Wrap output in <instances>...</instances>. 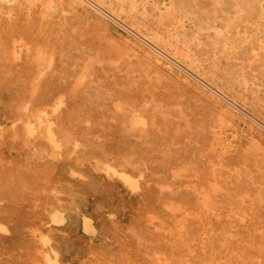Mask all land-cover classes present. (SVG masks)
Instances as JSON below:
<instances>
[{"label":"rangeland","instance_id":"1","mask_svg":"<svg viewBox=\"0 0 264 264\" xmlns=\"http://www.w3.org/2000/svg\"><path fill=\"white\" fill-rule=\"evenodd\" d=\"M90 1L8 0V3L0 0V264H48V258L53 264H159L165 258L169 259L162 263L176 264L178 258L173 254L177 253L179 264L185 261V264H219V261L220 264H264V114H261L264 98L259 96L264 97V92H260L264 91V79H261L264 78V59H261V55L264 58V37H259L255 29L260 24L264 30V17L262 21L253 18L257 24L243 21V16L237 17V9L227 5L223 19L234 15L225 23L229 20L238 26L230 23L234 27L231 36L234 33L233 38H238H234L235 46L239 44L233 47L231 39L227 46L215 44L211 29L200 30L199 35L188 12L180 15L177 23L159 22L160 18L155 16L161 17L159 11L149 8L154 17L147 12L148 19H134L141 20L135 21L140 29L125 11L117 10L116 21ZM210 1L206 0L207 6L213 10L218 3ZM262 3L264 8V0ZM217 10L219 13L220 7ZM235 17L242 18L239 22L243 24ZM141 22L152 27L144 25L145 28ZM131 27L141 30L142 35L132 32ZM244 27L246 31L251 28L254 31L247 32L248 36ZM161 28L171 31L162 33ZM156 32L161 36L156 37ZM252 33L258 37L254 38ZM173 36L178 38L176 43L168 39ZM146 38L155 44L161 43L157 45L166 50L163 56ZM202 39L207 45L202 46ZM209 44L215 49L209 50ZM243 44L249 54L245 45L241 47ZM201 48L209 57L206 58L208 54ZM218 48L226 53L220 55ZM237 48L245 56L236 54ZM197 51L205 52V56L200 57ZM230 53L237 55L236 58L225 62L232 56ZM246 55L256 63L258 56L261 63H254V67L253 60ZM243 57L250 63L247 60L243 63ZM251 63L255 72L262 66V74L256 73L259 77L252 71ZM243 64L247 66L244 69L240 66ZM208 65L211 68L220 65V68L216 66L215 72L207 71ZM192 70L203 76L202 79ZM249 70L254 78L245 74ZM226 72H231L227 76L232 78L226 80ZM234 72L241 74L237 73L236 77ZM231 79L233 86L229 84ZM219 80L224 83L216 86ZM16 81L20 83L18 87ZM239 81L247 83L240 82L239 87ZM23 84L26 87L31 84L30 89ZM247 84L253 90L257 87L254 93L253 90L246 92L251 88ZM226 87L231 92L224 90ZM234 89H239L238 95ZM247 94L255 99L251 98L252 101ZM256 115L261 116L258 119ZM180 225L185 226L180 229ZM164 227L175 229L167 232ZM184 231L191 233L186 235ZM183 236H188L189 241ZM206 239L211 242L208 244ZM168 243L174 249L168 248ZM179 244L188 246L183 248ZM174 246L183 251L175 250ZM170 249L176 252L167 253ZM184 250L189 254L187 260Z\"/></svg>","mask_w":264,"mask_h":264},{"label":"bare ground","instance_id":"2","mask_svg":"<svg viewBox=\"0 0 264 264\" xmlns=\"http://www.w3.org/2000/svg\"><path fill=\"white\" fill-rule=\"evenodd\" d=\"M92 1H94L96 4H98V5H99L98 7H102L101 9H103V10L105 9V10H106L105 12H106L109 16H111V18L113 17V19H115V20H116L115 17L118 16V15L116 16L115 13L117 14V13L119 12V11H117V10L125 11V12L127 13V15H128L131 19H133V21L130 19L131 22L133 23V25H135V26H137V27H139V26L136 25V23H135L136 20H134V19H137V18H138L137 20H139L141 17L144 18V19H145V18L148 19L147 16H148L149 14H148L147 12L150 11V10H148L149 8H150L151 10L159 11L161 17H158L157 15H155V16L157 17V19L160 18V19H159V22H161V20H162V21H171V22H173V23H177V22L179 21L178 18H180L179 16L188 12V14L190 13V14L192 15V17L194 18V23H195V25H194V24H193V25H194V27H197V28H198V30H197V28H196V31H198V34H199V35H201V34L199 33L200 30H201V31H202V30H205V32H206V30H210V29H211V30H213V35L216 37V40H215V39L213 40V41H216L215 44H216V43L219 44V42H220V43L223 44L224 46H227L228 43H229V41H230V39H231L232 42H230V43H231V45H232V44L234 45L233 47H236L237 45H239V44L236 43V46H235V40H234L235 37L233 38L234 33H233V36H231V35H232V32H233L231 29H233V28L236 27L237 25L235 26V25H234V22H229V20H227V21H228V22H227L228 24L225 23V22H226V21H225L226 19H229V17H231V16H232V18H233V15H234V14H233V15H230V14H232V13L229 11V13H230L229 15H230V16H229V17H226L225 20L223 19V18H224V17H223V13H224L223 11H224V10L226 11V9H227V8H226L227 5H231V8H233L234 10L237 9V13H239V15H237V17L243 16V18H245L243 21H245V20L248 21V20H249V21H251L252 23H256L257 21H256L255 19H253V18L258 17L259 19H257V20H261V21H262V19H263V17H264V8H262V4H263L262 1H263V0H244V1H241V2H243V3L239 2L240 0H236V3H235L234 0H233L234 3H233V2H232V3H225L224 0H216L215 3H216V2L218 3L217 6L214 5L215 3H214L213 0H212V2L214 3L213 5L216 6L215 8L213 7V8H214L213 10H212V9L210 10V8L207 6V2H206V0H163V1H162V0H92ZM92 1H90V2H92ZM97 1H98V2H97ZM231 1H232V0H231ZM7 2H8V0H7ZM11 2H12V1H11ZM86 2H87V1H86ZM86 2H85V3H86ZM90 2L87 3V4L90 5ZM161 2L164 3V7L161 6ZM210 2H211V1H210ZM212 2H211V4H212ZM223 2H224V3H223ZM4 3H5V2H4ZM8 3H9V2H8ZM99 3H100V4H99ZM217 3H216V4H217ZM61 4H62V3H61ZM92 4H93V3H92ZM211 4H210V6H211ZM21 5H22V4H21ZM25 6H26V5H25ZM93 6H94V5H93ZM96 6H97V5H96ZM80 7H81V6H80ZM91 7H92V6H91ZM218 7H220V12H219V13L217 12V11H218V10H217ZM37 8H39V7H37ZM96 8H97V7H96ZM2 9H3V7H2ZM2 9H1V10H2ZM16 9H17V8H16ZM94 9H95V8H94ZM20 10H21V9H20ZM62 10H63V9H62ZM147 10H148V11H147ZM229 10H230V9H229ZM17 11H18V10H17ZM63 11H64V10H63ZM235 11H236V10H235ZM5 12H6V11H5ZM227 12H228V11H227ZM16 13H18V12H16ZM19 13H20V12H19ZM36 13H37V11H36ZM106 13H105V14H106ZM109 13H110V14H109ZM123 13H124V12H123ZM149 13H151V12H149ZM233 13H235V12L233 11ZM3 14H4V13H3ZM13 14H14V13H13ZM33 14H34V13H33ZM100 14H101V13H100ZM147 14H148V15H147ZM151 14H152V13H151ZM220 14H221V15H220ZM224 14H225V13H224ZM227 14H228V13H227ZM45 15H46V14H45ZM120 15H121V14H120ZM152 15H153V14H152ZM152 15H151V16H152ZM37 16H38V15H37ZM109 16H108V17H109ZM183 16H184V15H183ZM186 16H188V15L186 14ZM226 16H227V15H226ZM120 17H121V16H120ZM149 17H150V16H149ZM152 17H154V15H153ZM237 17H235V18H237ZM124 18H127V17H124ZM184 18H185V17H184ZM184 18H183V19H184ZM34 19H35V18H34ZM36 19H37V18H36ZM91 19H93V17H92ZM91 19H90V21H91ZM113 19H112V20H113ZM119 19H121V18H119ZM122 19H123V18H122ZM122 19H121V20H122ZM127 19H129V18H127ZM144 19H142V21H143ZM155 19H156V18H155ZM187 19H188V20H189V19L191 20V24L193 23L191 18H187ZM187 19H186V20H187ZM241 19H242V18H241ZM241 19L238 20V18H237L238 23H242V22H239ZM124 20H125V19H124ZM230 20H231V18H230ZM102 21H103V20L101 19V22H102ZM116 21H117V20H116ZM118 21H119V20H118ZM140 21H141V20H140ZM140 21H136V22L140 23ZM147 21H148V20H147ZM155 21L157 22V20H155ZM155 21H154V22H155ZM181 21H182V20H181ZM231 21H232V20H231ZM119 22H120V21H119ZM124 22H125V21H124ZM144 22H145V21H144ZM148 22H150V19H149ZM151 22H152V21H151ZM251 22H250V23H251ZM263 22H264V20H263ZM60 23H61V22H60ZM103 23H104V22H103ZM112 23L114 24L115 21H113ZM122 23H123V22H122ZM126 23H127V22H126ZM138 23H137V24H138ZM164 23H165V22H164ZM167 23H168V22H167ZM183 23H185V22H183ZM187 23H188V22H187ZM230 23H233V25H234L233 28L231 27L232 24L230 25ZM259 23H260V21H259ZM261 23H262V22H261ZM104 24L108 25V23H104ZM117 24H118V23H117ZM117 24H115V25H117ZM119 24H120V23H119ZM128 24H129V22H128ZM128 24H127V25H128ZM158 24H159V23H158ZM158 24L156 25L157 27L159 26ZM169 24H170V23H169ZM236 24H237V23H236ZM242 24H243V23H242ZM245 24H246V23H245ZM245 24H244V26L247 25V24H246V25H245ZM256 24H257V23H256ZM130 25H131V24H130ZM133 25H132V26H133ZM141 25H142V22H141ZM144 25H145V24H143L142 26H144ZM148 25L150 26V24H148V23H147V25H145V26H148ZM165 25H166V24H165ZM165 25H164V26H165ZM167 25H168V24H167ZM238 25H239V24H238ZM248 25H251V24H248ZM248 25H247V26H248ZM259 25H260V24H258V27H257V28H255L256 26L254 27L253 24H252L251 26H253V28H255V29L257 30V35H258L259 37H260L261 35H263V37H264V30H262V29L260 28L261 26H259ZM261 25H262V24H261ZM122 26H124V23H123ZM122 26H121V27H122ZM128 26H129V25H128ZM145 26H144V27H145ZM174 26H176V25L174 24ZM182 26H183V25H182ZM186 26H187V25H186ZM189 26H191V25L188 24V30H187V31H189V29H190ZM239 26H240V25H239ZM241 26H242V25H241ZM125 27H126V26H125ZM140 27H141V26H140ZM140 27H139V28H140ZM144 27H142V28L144 29ZM150 27H152V26H150ZM160 27H161V25H160ZM160 27H159V28H160ZM165 27H166V26H165ZM167 27H168V26H167ZM172 27H173V26L171 25V28H172ZM180 27H181V26H180ZM237 27H238V26H237ZM127 28H128V27H127ZM131 28H132V30H131L132 32H134V33H136V34H140V33H141V30H140V32H139L137 29H135V28H133V27H131ZM131 28H130V29H131ZM145 28H147V27H145ZM154 28H155V27H153V29H154ZM178 28H179V27H178ZM240 28H241V27H240ZM240 28H238V29L240 30ZM248 28H251V27H248ZM253 28H251L250 31H251ZM120 29H122V28H120ZM140 29H141V28H140ZM150 29H151V28H150ZM153 29H152V30H153ZM169 29H170V26H169ZM169 29H167V31H166L165 29H162V28H161L160 31L163 30L162 33H163V32H164V33H165V32H170L171 30H169ZM176 29H177V28H176ZM184 29H186V28H184ZM235 29L237 30V28H235ZM246 29H247V28L244 27V30H243V31H246ZM58 30H59V29H58ZM125 30H126V29H125ZM144 30H145V29H144ZM144 30H142V31H144ZM155 30H159V29H156V28H155ZM155 30H153V31L155 32ZM168 30H169V31H168ZM172 30H173V28H172ZM179 30H180V29H179ZM179 30H178V31H179ZM191 30L193 31V29H191ZM191 30H190V32H191ZM256 30H255V32H256ZM54 31H55V30H54ZM145 31H146V30H145ZM174 31H175V30H174ZM181 31L183 32V30H181ZM184 31H185V30H184ZM250 31H246V34L248 35L247 32H250ZM253 31H254V30H253ZM253 31H251V32H253ZM124 32H125V31H124ZM158 32H159V31H158ZM172 32H173V31H172ZM190 32L188 33L189 36L192 35V34L190 35ZM208 32H210V31H208ZM234 32H235V31H234ZM237 32L239 33V31H237ZM240 32H241V31H240ZM251 32H250V33H251ZM261 32H262V33H261ZM126 33H128V31H127ZM142 33H143V32H142ZM148 33H149V32H148ZM148 33H147V34H148ZM156 33H157V32H156ZM177 33H178V32H177ZM194 33H195V32H194ZM194 33H193V34H194ZM238 33H237V34H238ZM244 33H245V32H244ZM53 34H54V32H53ZM159 34H160V33H159ZM168 34H169V33H168ZM168 34H167V35H168ZM173 34H174V33H173ZM178 34L180 35L181 33H178ZM185 34H187V33H185ZM242 34H243V33H242ZM252 34H253V33H252ZM252 34H250V35H252ZM254 34H255V33H254ZM254 34H253V36H254ZM45 35H46V34H45ZM49 35H50V34H49ZM140 35H142V34H140ZM143 35H144V33H143ZM195 35H197V34H195ZM213 35H211V36H213ZM239 35H240V34H239ZM239 35H238V36H239ZM43 36H44V35H43ZM43 36H42V37H43ZM54 36H56V33L54 34ZM155 36H156V37H157V36L160 37L161 35H158V33H157V35H155ZM155 36L152 38L153 40H154ZM164 36H165V35H164ZM164 36H163V38H164ZM171 36H172V35H171ZM204 36H206V34L203 35V37H204ZM238 36H237V37H238ZM248 36H249V35H248ZM248 36H247V37H248ZM255 36H256V35H255ZM255 36H254V38H255ZM258 36H256V37H258ZM50 37H51V35H50ZM59 37H60V36H59ZM63 37H64V36H63ZM131 37H132V36H131ZM145 37H146V36H145ZM145 37H144V39H145ZM151 37H152V36H151ZM195 37H197V36H195ZM200 37H202V36H200ZM242 37H243V36H242ZM242 37H241V38H242ZM251 37H252V36H251ZM52 38L54 39L55 37H52ZM57 38H58V36H57ZM132 38H133V37H132ZM161 38H162V37H161ZM189 38H190V37H189ZM189 38H188V40L192 39V37H191L190 39H189ZM209 38H210V37H208V39H209ZM243 38H244V37H243ZM243 38H242V40H243ZM254 38H253V39H254ZM45 39H46V38H45ZM55 39H56V38H55ZM60 39H63V38H60ZM60 39H59V40H60ZM64 39H66V38H64ZM156 39H158V38H156ZM165 39H166V36H165ZM168 39H171V40L174 41L175 43H176L177 40H178V38H177V37H174V36H173V37H168ZM212 39H213V38H212ZM235 39H238V38H235ZM247 39L249 40L250 37L247 38ZM247 39H246V40H247ZM131 40H132V39H131ZM131 40H130V41H131ZM141 40H142V39H141ZM146 40H147V42L150 41V42L153 44V47L156 48L158 51H160V53H162V56H163V52H165L166 50L162 49L161 47H159V46L157 45V43L159 44L160 42H157V41H156L157 43L155 44V42H154V43L152 42L153 40L151 41V40H149L148 38H146ZM146 40H145V41H146ZM183 40H184V37H183ZM188 40H187V41H188ZM198 40L200 41V39H198ZM227 40H228V41H227ZM240 40H241V39H240ZM246 40H245V41H246ZM259 40H262V39L260 38ZM40 41H41V40H40ZM51 41H52V40H51ZM71 41H72V40H71ZM169 41H170V40H169ZM202 41H203V44H204V41H206V40H203V39H202ZM208 41H210V40H208ZM251 41H252V38H251ZM251 41H250V43H251ZM256 41H257V39H256ZM256 41L254 40L255 44H259V43H257ZM42 42H43V41H42ZM47 42H49V40H47ZM72 42H73V41H72ZM143 42H144V41H143ZM174 42H172V43H174ZM179 42H180V41H179ZM188 42H190V41H188ZM206 42H207V41H206ZM236 42H239V43H240V41H237V40H236ZM254 42H253V43H254ZM16 43H18V41H17ZM141 43H142V42H141ZM199 43H200V42H199ZM208 43H209V42H208ZM210 43H211V41H210ZM241 43H242V41H241ZM248 43H249V41H248ZM248 43L246 42L245 44H248ZM253 43H252V45H253ZM23 44H24V42H23ZM48 44H49V43H48ZM51 44H52V43H51ZM68 44H69V43H68ZM70 44L73 45V43H70ZM165 44H166V42H165ZM165 44L162 43V46L165 45ZM169 44H170V43H169ZM180 44H181V43H180ZM186 44H187V43H186ZM193 44H194V43H193ZM195 44H196V42H195ZM211 44H212V43H211ZM213 44H214V43H213ZM215 44H214V45H215ZM245 44H243V46H241V47H242V48H245V46H246ZM255 44H254V47L256 46ZM261 44L263 45V42H262ZM261 44H260V45H261ZM66 45H67V44H66ZM136 45H138V44H136ZM160 45H161V43H160ZM205 45H207V44H204V45H202V46H205ZM214 45L212 46V45L209 44L208 46H211V48L208 47V48H210L209 50H211V49H215V48H214V47H215ZM244 45H245V46H244ZM248 45H249L251 48H253L250 44H248ZM139 46H140V45H139ZM148 46L150 47V45H148ZM165 46H166V45H165ZM165 46H164V47H165ZM179 46H180V45H179ZM199 46H200V45H199ZM202 46H200V47H202ZM218 46H219V45H218ZM221 46H222V45H221ZM224 46H222V47L224 48ZM146 47H147V44H146ZM171 47H172V45H171ZM184 47H185V46H184ZM187 47H188V46H187ZM194 47H195V46H194ZM206 47H207V46H206ZM212 47H213V48H212ZM216 47H217V45H216ZM257 47L259 48V46H257ZM263 47H264V46H262V48H263ZM76 48H77V47H76ZM76 48H75V49H76ZM147 48H148V47H147ZM154 48H153V49H154ZM177 48H178V46H177ZM185 48H186V47H185ZM188 48H189V47H188ZM208 48H207V50H208ZM223 48H221V49L218 48V49L221 50V51H219L220 55L226 53V52L223 53ZM228 48H230V47L228 46ZM239 48H240V47H239ZM260 48H261V46H260ZM150 49H151V47H150ZM165 49H166V48H165ZM168 49H169V48H168ZM173 49H174V47H173ZM192 49H193V47H192ZM201 49H203V48H201ZM218 49H217V51H218ZM231 49H232V47H231ZM237 49H238V48H237ZM246 49H247V46H246L245 50H246ZM256 49H257V48H256ZM263 49H264V48H263ZM144 50H145V49H144ZM169 50H170V49H169ZM171 50H172V49H171ZM175 50H176V49H175ZM183 50H184V49H183ZM196 50H197V49H196ZM198 50H200V49H198ZM203 50H204V49H203ZM209 50H208V51H209ZM225 50H226V48L224 49V51H225ZM235 50H236V49H234V51H235ZM240 50H243V49H240ZM247 50H248V49H247ZM247 50H246V51H247ZM250 50H251V49H250ZM261 50H262V49H261ZM12 51H13V50H12ZM74 51H77V50H74ZM172 51H173V50H172ZM172 51H171V52H172ZM178 51H180V50L178 49ZM178 51H177V52H178ZM204 51H206V50H204ZM217 51H213V52H217ZM227 51H230V50H227ZM237 51H239V49L236 50V54H239V55L241 56L240 53H242V52L239 51V53H238ZM258 51H259V50H258ZM258 51H257V52H258ZM145 52H146V51H145ZM174 52H175V51H174ZM195 52H196V51H195ZM202 52H203V51H202ZM202 52H201V53H198V51H197V54H200V57H201L202 55L205 56V52H204V54H202ZM209 52H210V51H209ZM213 52H212V53H213ZM221 52H222V53H221ZM243 52L245 53V51H243ZM259 52H260V51H259ZM263 52H264V51H263ZM68 53H69V55H70L71 52H68ZM72 53H73V52H72ZM206 53L208 54L207 51H206ZM212 53H211V54H212ZM217 53H218V52H217ZM217 53H215V54H217ZM219 53H218V54H219ZM228 53H229V52H228ZM232 53H233V50H232ZM247 53L249 54V51H247L246 54H247ZM250 53H251V51H250ZM261 53H262V52H261ZM12 54H13V53H12ZM66 54H67V52H66ZM76 54H78V51L76 52ZM155 54H156V53H155ZM173 54H175V53H173ZM185 54H186V53H185ZM201 54H202V55H201ZM207 54H206V55H207ZM230 54H231V53H230ZM251 54H252V53H251ZM253 54H254V53H253ZM253 54H252V56H253ZM257 54H258V56H260L259 53H257ZM69 55H68V56H69ZM79 55H80V53H79ZM79 55H78V56H79ZM164 55H165V54H164ZM169 55H170V54H169ZM180 55H181V54H180ZM209 55H210V54H208V55L206 56V58L209 57ZM212 55H213V54H212ZM231 55H232V54H231ZM242 55H243V53H242ZM254 55H255V54H254ZM263 55H264V54H263ZM40 56H41V55H40ZM76 56H77V55H76ZM83 56H84V55H83ZM165 56H166V55H165ZM167 56H168V54H167ZM197 56L199 57V55H197ZM204 56H203V58L206 59ZM215 56H216V55H215ZM215 56H214V57H215ZM217 56H218V55H217ZM223 56H224V55H223ZM226 56H228V54H226ZM226 56H225V57H226ZM236 56H237V55H236ZM236 56H233V55H232L231 57H227V59H225V60H226L225 62H227V61L229 60V58H230V59H231V58L233 59V57L236 58ZM240 56H239V57H240ZM243 56H245V54H244ZM252 56H251V57H252ZM258 56H257V57H258ZM70 57H71V56H70ZM73 57H74V55H73ZM160 57H161V56H160ZM171 57H173V56H171ZM171 57H170V60H171ZM188 57H189V56H188ZM200 57H199V58H200ZM211 57H212V56H211ZM211 57H210V59H211ZM214 57H213L212 60H214ZM218 57H220V56H218ZM225 57H224V58H225ZM239 57H237V58H239ZM247 57L250 58V56L246 55V58H247ZM254 57H256V56H254ZM257 57H256V59L254 58L255 60H258L257 63L254 62V60L252 59L253 57L250 58V61H251V59L253 60V61H252V62H253V66L255 65L254 63H256V64L258 65V62H259V64H260V63H261V62H260L261 59H264L262 55H261L262 58H261V59L259 58L260 61H259V59H257ZM173 58H175V57H173ZM181 58H182V57H181ZM181 58H180V59H181ZM183 58H185V57H183ZM186 58H187V57H186ZM191 58H192V57H191ZM203 58H202V59H203ZM221 58H222V56H221ZM221 58H220V59L218 58V59L221 60ZM241 58H242V57H241ZM241 58H240V59H241ZM243 58H244V57H243ZM65 59H66V58H65ZM69 59H70V58H69ZM79 59H80V57H79ZM157 59H158V58H157ZM175 59H176V58H175ZM208 59H209V58H208ZM170 60H169V61H170ZM177 60H178V59H177ZM177 60H174V62H176ZM185 60H186V59H185ZM185 60H183V61H185ZM241 60H243V59H241ZM246 60H247V59L244 58L243 63H244ZM53 61H54V60H53ZM69 61H70V60H69ZM84 61L86 62V60H84ZM157 61H158V60H157ZM167 61H168V60H167ZM169 61H168V62H169ZM189 61H191V60H189ZM194 61H195V60H194ZM216 61H217V59H216ZM234 61H235V60H234ZM247 61H248V60H247ZM179 62H180V61H179ZM179 62H178V63H179ZM187 62H188V61H187ZM196 62H197V61H196ZM218 62H219V61H218ZM230 62H232V61H229V63H230ZM240 62H242V61H239V63H240ZM262 62H263V61H262ZM83 63H84V62H83ZM176 63H177V62H176ZM188 63H189V62H188ZM222 63H223V62H222ZM222 63L219 62L220 65H221ZM239 63H236V64H239ZM248 63H250V62L248 61ZM248 63H246V64L248 65ZM68 64H69V63H68ZM70 64H71V63H70ZM70 64H69V65H70ZM162 64H163V63H162ZM173 64H174V63H173ZM185 64H186V63H185ZM200 64H203V63H200ZM204 64H205V63H204ZM207 64H208V63H207ZM211 64H212V61H211ZM214 64H215V62H214ZM216 64H217V62H216ZM226 64H227V63H226ZM230 64H231V63H230ZM230 64H228L227 66H229ZM233 64H234V63H233ZM246 64H245V66H246ZM83 65H84V64H83ZM83 65H82V66H83ZM85 65H86V63H85ZM164 65H165V64H164ZM187 65H188V64H187ZM191 65L193 66L194 64L191 63ZM191 65H190V66H191ZM220 65H215V67H214V66H212V67H213V68H216V66L218 67V66H220ZM222 65H223V64H222ZM231 65H232V64H231ZM234 65H235V64H234ZM180 66H181V65H180ZM182 66H184V65H182ZM182 66H181V67H182ZM208 66H209V65H208ZM208 66H204V67L206 68V67H208ZM210 66H211V65H210ZM210 66L208 67V68H210V69L207 68V69H208L207 71H210V70L212 71L213 68H211ZM240 66H244V64H243V65H240ZM240 66L238 65L237 67H236V66H235V67H236L237 69H239L238 67H240ZM245 66L242 67V68L244 69V68L247 67V66H246V67H245ZM249 66H250V65H249ZM253 66H252V63H251V69H252ZM260 66H261V65H260ZM87 67H88V66H87ZM87 67L84 66L85 69H86ZM177 67H178V66H177ZM185 67H187V66L185 65ZM195 67H197V66L195 65ZM200 67L203 68L202 65H201V66L199 65V68H200ZM230 67H232V66H230ZM235 67H233V68H234L235 71H236V68H235ZM254 67H255V66H254ZM168 68H170V67H168ZM175 68H176V67H175ZM187 68L191 69L190 67H187ZM205 68H204V69H205ZM218 68H220V67H218ZM222 68H223V66H222ZM184 69H185V68H184ZM196 69H197V68H196ZM224 69L226 70L225 67H224ZM227 69H228V68H227ZM231 69H232V68H231ZM234 69H233V71H234ZM254 69L256 70V68H253L252 71H253V72L255 73V75H256V73H258L259 71L261 72L260 74H262V70H263L264 68L262 69V66H261V68H260L261 70H258L257 72H255ZM81 70H82V67H81ZM179 70H180V68H179ZM182 70H183V68H182ZM193 70H194V68H193ZM193 70H192V71H193ZM198 70H199V69H198ZM202 70H203V69H202ZM202 70H201V71H202ZM219 70H220V72H222L221 69H219ZM225 70H224V71H225ZM228 70L230 71V69H228ZM207 71L205 70V73H206ZM226 71H227V70H226ZM242 71H243V70H241V73H242ZM246 71H247V70H246ZM246 71H245V72H246ZM77 72H78V71H77ZM203 72H204V71H203ZM213 72H215L214 69H213ZM216 72H217V71H216ZM231 72H232V71H231ZM231 72H228V74L231 73ZM239 72H240V69H239ZM239 72H237V73H239ZM245 72H244V73H245ZM249 72H250V73H249ZM253 72H252V73H253ZM185 73H186V72H185ZM189 73H190V72H189ZM193 73H195V75H196L197 78L200 77L199 79H202L203 76L199 75L198 72L196 73V72L193 71ZM211 73H212V72H211ZM237 73L235 74V72H234V74L236 75V77H237V75H238ZM241 73H239V74H241ZM244 73H243V74H244ZM254 73H253V75H254ZM75 74H77V73L75 72ZM179 74H180V73H179ZM179 74H178V75H179ZM190 74H191V73H190ZM200 74H201V72H200ZM221 74H223V73H221ZM224 74H225L226 76L228 75L227 72L224 73ZM243 74H242V75H243ZM245 74H247L248 76H249V74H250V78H251V76L253 77V75L251 74V71H250V70L248 71V73L246 72ZM22 75L26 76L25 74H22ZM22 75H21V76L19 75L18 77L22 78ZM27 75H28V74H27ZM78 75H79V74H78ZM206 75L209 76V73H207ZM206 75H205V76H206ZM210 75H211V74H210ZM216 75H217V74H216ZM219 75H220V74H219ZM231 75L233 76V74H231ZM235 75L233 76L234 78H235ZM247 75H246V76H247ZM262 75H264V74H262ZM13 76H14V75H13ZM182 76H183V75H182ZM189 76H190V75H189ZM205 76H204V78H205ZM212 76H214V75L212 74ZM221 76H222V75H221ZM239 76H240V75H239ZM243 76H244V75H243ZM243 76H241V77L243 78ZM256 76L259 77L258 75H256ZM26 77H27V76H26ZM28 77H29V76H28ZM180 77H181V76H180ZM190 77H191V76H190ZM217 77H218V76H217ZM11 78H12V77H11ZM219 78H220V77H219ZM224 78H225V77H224ZM228 78L230 79V78H232V77L227 76V79H226V80H228ZM242 78H241V81H242ZM253 78H254V77H253ZM260 78H261V77H260ZM3 79H4V78H3ZM17 79H19V78H17ZM17 79H16V80H17ZM220 79H221V78H220ZM239 79H240V78H239ZM247 79H248V77H247ZM261 79L263 80L264 78H261ZM20 80H21V79H20ZM20 80H19V81H20ZM22 80L24 81V80H26V78H24V79H22ZM28 80H29V78H28ZM206 80H207V79H206ZM210 80H211V79H210ZM214 80H215V79H214ZM214 80H213V81H214ZM235 80H236V79H234V81H235ZM244 80H246V78H245ZM254 80H255V79H254ZM257 80H258V79H257ZM262 80H261L260 83H262ZM3 81H4V80H3ZM11 81H12V79H11ZM30 81H31V80H30ZM203 81H205V80H203ZM208 81H209V80H208ZM237 81H238V80H237ZM237 81H236V84H237ZM241 81L238 82V85H239V83H240ZM251 81H252V79H251ZM251 81H250V82H251ZM259 81H260V80H259ZM9 82H10V81H9ZM14 82H15V81H14ZM16 82L18 83V81H16ZM21 82H22V81H21ZM26 82H27V83H26ZM26 82H23V83H24V84H25V83L28 84V81H26ZM211 82H212V81H211ZM211 82H210V83H211ZM214 82H215V81H214ZM219 82H223V81H222V80H219L218 83L216 84V86L219 85ZM231 82H233V79L229 80V84H230V85H232ZM254 82H256V81H254ZM263 82H264V80H263ZM12 83H13V82H11V84H12ZM223 83H224V82H223ZM226 83H227V82H226ZM233 83H234V82H233ZM242 83H243V82H241L240 84H242ZM246 83H247V81H246L245 83H243L242 85H246ZM9 84H10V83H9ZM13 84H14V85H12V86H16L15 83H13ZM19 84H20V83H18L17 87L19 86ZM24 84H23V85H24ZM26 84H25V85H26ZM193 84H194V83H193ZM206 84H208V83H206ZM249 84H250V83H249ZM252 84H253V83H252ZM255 84H256V83H255ZM255 84H254V85H255ZM25 85L23 86L24 88L26 87ZM208 85H209V84H208ZM223 85H224V84H223ZM223 85L221 84L222 87H223ZM230 85L228 86L229 88H230ZM256 85H258V84H256ZM8 86H9V85H8ZM12 86H10V87H12ZM221 86H220V87H221ZM232 86H233V85H232ZM232 86H231V88H232ZM240 86H241V85H239V87H240ZM247 86H250V85L247 84ZM260 86L263 87V84L260 85ZM260 86H259V89H261ZM27 87H29V88H28V90H29L30 87H31V84H29V86H27ZM27 87H26V88H27ZM228 87H226V89L224 88V90H227V89H228V91H230V89H229ZM239 87H238V88H239ZM250 87H251V86H250ZM250 87H248V88H250ZM252 87H253V86H252ZM252 87L250 88V90H249V89H248V90L246 89V90H247L246 92H250L251 90H253ZM255 87H256V86H254V90L257 88V87L255 88ZM20 88L22 89V87H20ZM24 88H23V89H24ZM234 88H235V87H234ZM241 88L243 89L244 86L241 87ZM241 88H240V89H241ZM263 88H264V87H263ZM21 89H20V90H21ZM23 89H22V90H23ZM216 89H217V88H216ZM232 89H233V88H232ZM24 90H25V89H24ZM26 90H27V89H26ZM238 90H239V89H238ZM238 90L236 89V91H235V89H234V92H236V94H237V93L239 94V92H237ZM254 90H253V93H254ZM262 90H263V89H262ZM262 90H260L261 94L264 92V91H262ZM228 91H227V93H228ZM256 91H258V90H256ZM256 91H255V92H256ZM230 92H231V91H230ZM242 92H243V91H242ZM246 92H244V93H246ZM251 92H252V91H251ZM240 93H241V92H240ZM253 93H252V95L254 96ZM229 94H231V93H229ZM238 94H237V95H238ZM255 94H256V93H255ZM231 95H233V91H232V94H231ZM241 95H242V93L240 94V96H241ZM247 95H248V94H247ZM249 95H250V94H249ZM249 95H248V96H249ZM258 95H259V94L257 93V96H258ZM263 95H264V94H263ZM243 96H244V95H243ZM243 96H242V98H244ZM245 96H246V95H245ZM257 96H256V97H257ZM259 96L262 97V99L264 98V97L261 96V95H259ZM259 96H258V97H259ZM230 97H231V96H230ZM230 97H229V98H230ZM233 98H234V97H233ZM249 98L251 99V98H253V97H251V95H250ZM230 99H231V98H230ZM234 99H235V98H234ZM237 99H238V98H237ZM245 99H247V98L245 97ZM253 99H255V97H254ZM256 99H257V98H256ZM259 99H260V101H261V98H259ZM215 100H216V99H215ZM239 100H241V99L239 98ZM247 100H249V99H247ZM251 100H252V99H251ZM263 100H264V99H263ZM233 101L235 102V100H233ZM243 101H245V100H243ZM252 101H253V100H252ZM252 101H251V102H252ZM255 101H256V100H255ZM260 101H259V102H260ZM220 102H221V101H220ZM230 102H231V101H230ZM251 102H250V103H251ZM256 102H257V101H256ZM259 102H258V103H259ZM222 103H223V102H222ZM231 103H232V102H231ZM238 103H239V102H238ZM261 103H262V102H261ZM261 103H260V106H261L262 104H264V103H262V104H261ZM245 104L248 105L249 102H248V103L246 102ZM253 104H255V103L253 102ZM232 105H233V104H232ZM243 105H244V104H243ZM256 105H257V107H259V106H258L259 104H256ZM249 106H253V105H249ZM249 106H248V107H249ZM262 106L264 107V105H262ZM246 107H247V106H246ZM257 107H255V108L257 109ZM250 108H251V107H250ZM239 109H240V108H239ZM252 109H254V108H252ZM254 110H255V109H254ZM257 110H258V109H257ZM157 111H158V110H157ZM240 111H241V110H240ZM248 111H249V110H248ZM259 111L261 112V107H260V110H259ZM252 112H253V111H252ZM260 112H258V113H260ZM155 113H156V112H155ZM157 113H159V112H157ZM232 113H233V111H232ZM247 113H248V112H247ZM261 114H264V113H261ZM248 115H249V114H248ZM252 115H253V113H252ZM252 115H250V116H252ZM177 116H178V115H177ZM254 116H255V115H254ZM256 116H257L256 118H258L259 115H256ZM260 116H261V115H260ZM260 116H259V117H260ZM263 116H264V115H263ZM164 117H165V116H164ZM161 118H163V117L161 116ZM248 118H249V117H248ZM252 118H253V117H252ZM256 118H255V120H256ZM163 119H164V118H163ZM163 119H162V121H163ZM175 119H177V118H175ZM175 119H174L173 121L176 122ZM258 119H259V118H258ZM262 119H263V118H262ZM164 121H165V120H164ZM252 121H253V120H252ZM260 121H261V120H260ZM263 121H264V120H263ZM166 122H167V123L169 122L168 119H166ZM161 123H162V122H161ZM163 123H165V122H163ZM257 123H258V122H257ZM178 124H179V123H178ZM178 124H176V125H178ZM169 126H170V125H169ZM178 126H179V125H178ZM176 127H177V126H176ZM179 127H180V126H179ZM179 127H178V129L180 130L181 128H179ZM170 128H171V127H169V129H170ZM174 128H175V127H174ZM178 129L176 128L175 130L177 131ZM163 131H164V130H163ZM170 132H171V131H170ZM172 132H173V131H172ZM174 132H175V131H174ZM164 133H166V135H167V132H164ZM176 134H177V132H176ZM169 136H170V133H169ZM171 136H173V133H172ZM174 136H175V135H174ZM163 137H164V136H163ZM163 137H162V138H163ZM163 139H164V138H163ZM163 143H165V142H163ZM165 144H166V143H165ZM165 146H166V145H165ZM210 148H211V147H210ZM215 150H216V149H215ZM81 155H83V153H82ZM84 157H85V155H84ZM87 157H88V156H87ZM88 158H90V156H89ZM79 159H80V158H79ZM97 159H100V160H101V158H97ZM80 160H81V159H80ZM86 160H87V158H86ZM81 161H82V160H81ZM83 161H84V160H83ZM106 163H107V167H108V162H106ZM111 163H112V162H111ZM94 164H95V163H94ZM112 164H114V162H113ZM123 164H125V163H123ZM116 165H117V164H116ZM118 165H119V164H118ZM118 165H117V166H118ZM110 166H112V165H110ZM110 166H109V168H110ZM80 168H81V167H79V169H80ZM114 168H115V167H114ZM103 169H104V168H103ZM117 169H118V168H117ZM110 170H111V169H110ZM118 170H119V169H118ZM79 171H80V170H79ZM82 171H83V170H82ZM82 171H81V172H82ZM121 171H122V170H121ZM103 172H104V170H103ZM113 172H114V171H112V173H113ZM83 173H84V171H83ZM106 173H107V172H106ZM122 173H124V172H122ZM125 173H126V172H125ZM125 173H124V175H125ZM107 174H108V173H107ZM113 174H114V173H113ZM126 174H127V173H126ZM127 175H130V174H127ZM132 175H133V173H132ZM132 175L130 176V178L132 177ZM134 175H136V174H134ZM80 176H81V174H80ZM85 176H86V174H85ZM139 176H140V175H139ZM81 177H82V176H81ZM81 177H80V178H81ZM87 177H88V176H87ZM114 177H116V176H114ZM126 177H127V176H126ZM134 178H137V176L134 177ZM86 179H88V178H86ZM163 179H164V178H163ZM167 179H168V178H167ZM128 180H129V179H128ZM132 180H133V179H132ZM135 181H136V180H135ZM162 181H163V180H162ZM164 181H165V180H164ZM164 181H163V182H164ZM167 181H168V180H167ZM167 181H166V183H167ZM79 183H80V185H81V182H79ZM126 183H127V182H126ZM126 183H125V184H126ZM133 183H135L134 180H133ZM136 183H137V181H136ZM127 184H128V183H127ZM127 184H126V185H127ZM161 184H162V183H161ZM129 185H130V184H129ZM166 185H167V184H166ZM81 186H82V185H81ZM137 187H138V186H137ZM138 188H139V187H138ZM171 198H172V197H170V199H171ZM163 201H164V200H163ZM162 203H164V202H162ZM170 203H171V202H170ZM170 203H168V204H170ZM174 203H175V202H174ZM174 203H173V204H174ZM171 204H172V203H171ZM160 205H161V203H160ZM164 205H165V204H164ZM162 206H163V204L161 205V207H162ZM167 207H168V206H167ZM167 207H165V208H167ZM171 207H172V206H171ZM175 207H178V205L175 206ZM161 209H162V208H161ZM178 209H179V210H177V211L179 212L181 209H180V208H178ZM167 210H168V209H167ZM168 212H169V211H168ZM180 212H181V211H180ZM180 212H179V213H180ZM163 213H164V212H163ZM164 214H165V213H164ZM168 214H169V213H168ZM168 214H166V215H168ZM171 215H172V214H171ZM82 216H83V215H82ZM173 216H174V214H173ZM180 216H182V214H181ZM169 217H170V215H169ZM183 217H185V216H183ZM183 217H182V218H183ZM171 218H173V217H171ZM179 218H180V217H179ZM87 219H88V218H87ZM161 219H164V218H161ZM169 219H170V218H169ZM177 219H178V218H177ZM161 221H162V220H161ZM163 221H166V220H163ZM172 221H173V220H172ZM174 221L177 222L176 220H174ZM182 221H184V220H182ZM85 222H86V221H85ZM166 222H167V221H166ZM170 222H171V220H170ZM162 223H163V222H162ZM172 223H173L172 225L175 226V223H174V222H172ZM185 223H186V222H185ZM169 224H170V223H169ZM177 224H178V222H177ZM182 224H184V222H182ZM162 225H163V224H162ZM164 225H165V223H164ZM172 225H167V226L170 227V226H172ZM185 225H187V224H185ZM185 225H184V226H185ZM180 226H181V225H180ZM184 226H183V227L181 226L180 229H183ZM169 227H168V229H169ZM178 227H179V226H178ZM187 227H188V226H186L185 228H187ZM189 227H191V226H189ZM164 229H165V227H164ZM164 229L161 228V232H162ZM168 229H165V230L167 231ZM173 229H175V227H174ZM173 229H170V230H168L167 232H170L171 230L173 231ZM178 229H179V228H178ZM187 229H188V228H187ZM187 231H188V230H187ZM189 231H190V230H189ZM167 232H166V233H167ZM173 232H174V231H173ZM175 232H176L177 235L179 234V233H177V232H179V230H176ZM87 233H88V232H87ZM183 233H185V231H184ZM189 233H191V232H189ZM189 233H188V234H189ZM174 234H175V233H174ZM185 234L188 235L187 232H186ZM165 235H166V234H165ZM177 235H175V236H177ZM179 235H180V234H179ZM163 236H164V233H163ZM163 236L160 234L159 237L161 238V237H163ZM168 236H169V234H168ZM171 236H172V235H171ZM180 236H181V235H180ZM191 236H192V234H191ZM191 236H190V237H191ZM183 237H184V236H183ZM192 237H195V236H192ZM197 237H198V236H196V238H197ZM160 238H159V239H160ZM165 238H166V236H165ZM165 238H164V239H165ZM174 238H175V237H174V235H173V239H174ZM181 238H182V237H179V238L177 237V240H178V239H181ZM184 238L187 239L188 236H186V237H184ZM199 238H200V237H199ZM44 239H46V238L44 237ZM168 239H169V238H168ZM200 239H201V238H200ZM55 240H56V239H55ZM160 240H161V239H160ZM160 240H159V242H160ZM170 240L172 241V237H171ZM177 240H176L175 242H178ZM181 240H182V239H181ZM181 240H180V241H181ZM187 240L189 241V238H188ZM187 240H185V241H187ZM202 240H203V239H202ZM202 240H201V241H202ZM207 240H208V239H206V241H205V240H204V241L207 242V243L209 244V243L211 242V239L209 240V242H208ZM44 241H45V240H44ZM166 241H168V240L166 239ZM188 241H187V242H188ZM204 241H203V242H204ZM214 241H215V240H214ZM173 242H174V240H173ZM183 242H184V239H183ZM183 242H181V243H183ZM161 243L163 244V241H162V240H161ZM164 243H165V242H164ZM179 243H180V242H179ZM200 243H201V242H200ZM216 243H217V242H216ZM218 243H219V242H218ZM218 243L216 244L217 246H218ZM51 244H52V243H51ZM56 244H57V243H56ZM175 244H176V243H175ZM175 244H174V245H175ZM177 244H178V243H177ZM177 244H176V245H177ZM205 244H206V243H205ZM208 244H206V245H208ZM211 244H212V243H211ZM214 244H215V243H214ZM45 245H46V243H45ZM59 245H60V244H59ZM167 245L169 246V243H168ZM170 245H171V243H170ZM179 245H181L182 247L184 246V244H179ZM202 245H203V243H202ZM202 245H201V246H202ZM216 245H215V246H216ZM160 246H161V245H160ZM162 246H166V244H164V245H162ZM181 246H180V247H181ZM185 246H188V245H185ZM185 246H184L183 248H185ZM60 247H61V246H60ZM172 247H173V246H171V247L169 246L168 248H172ZM174 247H175V250L180 249V248L177 247V246H174ZM182 247H181V248H182ZM208 247H209V245H208ZM219 247L221 248V246H219ZM160 248H161V247H160ZM176 248H178V249H176ZM183 248H182V249H183ZM191 248H192V247H191ZM191 248H190V249H191ZM206 248H207V247H206ZM209 248H210V247H209ZM52 249H53V248H52ZM64 249H65V248H64ZM172 249H174V248H172ZM182 249H180V250L183 251ZM194 249H195V248H194ZM198 249H199L200 251H202V252L205 251V250H201V249H203V248L200 249V248L198 247ZM166 250H167V247H166ZM180 250H179V251H180ZM186 250H187V249H186ZM196 250H197V247H196ZM213 250H214V249H213ZM61 251H62V249H61ZM159 251H160V249H159ZM159 251H158V252H159ZM161 251H162V250H161ZM161 251H160V252H161ZM168 251H169V250H168ZM170 251H171V252H167V251H166V252H167V253H170V254H171L172 252H176V251H172L171 249H170ZM184 251H185V250H184ZM193 251H194V250H193ZM53 252H54V251H53ZM163 252H165V250H163ZM163 252H162V255H163ZM186 252H187V251H185V253H186ZM61 253H63V251H62ZM182 253H183V252H182ZM185 253H184V254H185ZM190 253H191V252H190ZM198 253L200 254L199 251H198ZM218 253H219V252H218ZM172 254H173V253H172ZM177 254H178V253H177ZM177 254H175V255L173 254V256L176 257V258H178V260H177V263H178L179 260H180V255H179V257H178ZM179 254H181V253H179ZM186 254H187V253H186ZM186 254L183 255V256H185V257H186L185 259L187 260V256H189V254H187V255H186ZM207 254H208V253H207ZM220 254H221V253H219V255H220ZM62 255H63V254H62ZM208 255H209V254H208ZM167 256H168V255H167ZM181 256H182V254H181ZM217 256H218V255H217ZM56 257H57V255H56ZM60 257H61V255H60ZM162 257L165 258V255L162 256ZM169 257H170V255H169ZM208 257H209V256H208ZM50 258H51V257H50ZM176 258H175V259H176ZM52 259H54V258H52ZM56 259H57V258H56ZM56 259H55V260H56ZM161 259H163V258H161ZM166 259H169V258H165V259L162 260V261H165ZM185 259H184V260H185ZM219 259H220V258H219ZM235 259H236V258H235ZM235 259H234V260H235ZM62 260H63V259H62ZM184 260H183V261H184ZM237 260H238V259H237ZM53 261H54V260H53ZM162 261H160L161 264H164V263H162ZM205 261H206V258H205ZM47 262H48V264H53L52 261L49 260V258H48V261H47ZM47 262H46V263H47ZM160 262H158V263L160 264ZM213 262H216V261H213ZM54 263H55V261H54ZM177 263H176V264H177ZM185 263H187V262L185 261ZM185 263H184V264H185ZM190 263H191V262H190ZM204 263H205V262H204ZM208 263H209V262H208ZM210 263H212V262H210ZM235 263H237V261H236ZM167 264H170V263H167ZM178 264H179V263H178ZM180 264H181V262H180ZM205 264H206V263H205ZM219 264H220V261H219ZM221 264H222V263H221ZM224 264H227V263L224 262ZM237 264H238V263H237Z\"/></svg>","mask_w":264,"mask_h":264}]
</instances>
